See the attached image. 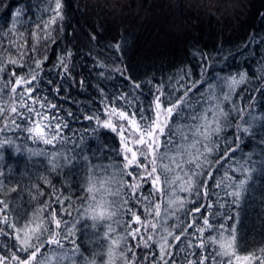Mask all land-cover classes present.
Wrapping results in <instances>:
<instances>
[{"label":"trees","instance_id":"16d2710c","mask_svg":"<svg viewBox=\"0 0 264 264\" xmlns=\"http://www.w3.org/2000/svg\"><path fill=\"white\" fill-rule=\"evenodd\" d=\"M61 4L63 19L58 18L45 31L44 22L54 15L50 10L54 0H0V57L5 65L0 83L12 71L27 74L35 68V61H41L34 95L46 96L56 105L48 110L49 115L58 116L68 125L63 130L67 142L56 145L61 155L55 161V170L50 163L54 151L51 145L34 143L27 133L18 131L0 134V140L5 136L13 140L11 147L0 149V167L4 169L0 181L5 188L17 189L0 198H7L10 208L21 216L31 214L41 202L54 201L53 193L71 196L79 205L87 167L81 157L105 164L119 160L114 151L119 148V137L85 119L86 115L102 114L105 104L113 103L129 111L143 108L151 115L147 109L157 87H162L166 95L174 89H180L174 93L180 95L194 84V92L206 93L208 84L227 91L225 81L231 77L239 80L244 74L245 81L236 86L230 103L224 104L231 123L217 138L219 148L212 157L215 160L227 154L228 159L214 163L212 172L219 180L229 170V175L239 180L242 175L230 169L236 161H246L251 178L239 206L211 180L210 191L223 197L219 203L225 207L215 203L216 196L197 202H213L205 214H218L209 216L210 221L216 226H234L240 250L259 254L264 247V0H61ZM21 44L26 47L21 48ZM19 51L25 53L20 60L23 68L7 63L9 54L19 60ZM121 96L131 105H125ZM181 215L184 223L192 219V215ZM194 215L198 218L201 214ZM0 228L9 233L0 234V255L10 256L18 243L12 229L6 225ZM77 228L81 237L78 243L93 247L88 239L93 230L80 225ZM147 251L141 249L140 255ZM189 251L199 253L200 249ZM182 256L178 253L177 259Z\"/></svg>","mask_w":264,"mask_h":264},{"label":"snow or ice","instance_id":"6c2138e0","mask_svg":"<svg viewBox=\"0 0 264 264\" xmlns=\"http://www.w3.org/2000/svg\"><path fill=\"white\" fill-rule=\"evenodd\" d=\"M61 8V0H54V8L50 9L54 15L44 22L45 31L58 18L63 19ZM32 35L39 39L36 33ZM18 55L19 60L9 54L7 63L23 68L20 60L25 53L19 51ZM61 65L67 72L63 58ZM4 69L0 57V73ZM40 71L41 61H35V68H30L27 74L12 71L9 77L3 78L0 134L18 131L27 133L34 143L51 145L54 151L50 163L55 170V161L61 155L56 145L67 142L63 130L68 125L58 116L49 115L48 110L56 105L46 96L34 95ZM245 79L244 74L239 80L231 77L225 81L227 91L220 85L208 84L206 93L194 92L195 84L180 95H174L180 89L166 95L162 87H157L147 109L151 115L143 108L129 111L128 107L114 103L105 104L102 114L86 115L85 119L95 121L99 127L110 129L119 137V148L114 149L119 160L105 164L81 157L87 167L79 205L71 196L53 193L54 201L41 202L31 214L21 216L10 208L7 198H0V225L12 229L18 243L10 256L0 255V264H145L149 257L152 258L150 264H264V247L259 249V254L241 251L236 228L224 224L216 226L209 216L215 217L218 213L205 214L213 207V202L207 205L197 202L200 198L208 200L216 196L215 203L220 208L225 207L224 203H219L223 197L210 191L208 181L211 180L215 188H221L226 196L233 198L232 203L239 206L251 178L252 170L246 166V161H236L230 169L242 175L239 180L229 175V170H225L219 180L214 179L212 172L214 163L228 159L227 154L212 159L219 148L217 138L231 123L224 104L230 103L236 86ZM217 88L221 90L217 92ZM119 99L131 105L126 97ZM237 128L249 131L240 125ZM12 144V138L5 136L0 140V149ZM3 176L4 169L0 167V177ZM16 191L15 187L5 188L0 181L3 197ZM188 204L195 206L188 209ZM195 213L201 215L197 218ZM181 214L192 215L191 221L184 223ZM226 218L232 219L231 216ZM82 221L90 223L82 224ZM77 225L93 230L88 236L93 247L78 243L81 237ZM206 232L209 235L205 236ZM0 234L9 233L0 228ZM193 240L198 243L194 244ZM181 244L184 246L179 247ZM196 248L200 249L199 253L189 251ZM141 249L148 251L140 255ZM21 252L25 255H19ZM178 253H183L180 260Z\"/></svg>","mask_w":264,"mask_h":264},{"label":"rangeland","instance_id":"374dc122","mask_svg":"<svg viewBox=\"0 0 264 264\" xmlns=\"http://www.w3.org/2000/svg\"><path fill=\"white\" fill-rule=\"evenodd\" d=\"M104 118V117H103Z\"/></svg>","mask_w":264,"mask_h":264}]
</instances>
